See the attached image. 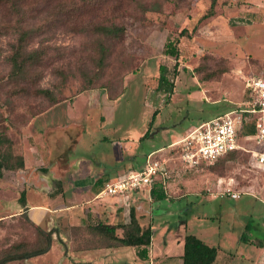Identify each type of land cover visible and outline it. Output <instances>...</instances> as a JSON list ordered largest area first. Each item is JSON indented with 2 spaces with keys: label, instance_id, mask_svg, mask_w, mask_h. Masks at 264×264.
<instances>
[{
  "label": "rangeland",
  "instance_id": "374dc122",
  "mask_svg": "<svg viewBox=\"0 0 264 264\" xmlns=\"http://www.w3.org/2000/svg\"><path fill=\"white\" fill-rule=\"evenodd\" d=\"M212 2L56 0L38 15L0 6V132L12 139L13 153L22 154L31 143L45 145L47 136L53 158L67 162L79 141L71 160H82V176L90 161H103V167L116 168L110 172L115 178L140 170L148 154L166 148L171 178L157 182L155 194L131 193L127 208L128 215L135 207L142 225L152 227L150 253L160 264H182L174 257L183 252L188 233L217 246L222 262L255 264L264 255V186L258 165L240 154L191 169L170 152L173 142L203 121L243 106L251 94L248 78L264 74V0H216L215 14L205 18ZM103 23L123 24L126 32L111 39L88 29ZM30 28L40 31L29 39L28 50H40L43 60L15 76L11 58L21 31ZM168 39L177 44L179 59L165 54ZM161 65L174 82L171 94L159 88ZM241 142L263 148L256 141ZM5 185L0 177V261L15 259L1 264H59L62 255H88L96 264L141 260L132 246L110 254L99 249L103 244L88 226L92 218L78 227L61 223L48 252L25 258L45 238L26 214L3 210L6 204L9 210L16 207L22 192ZM83 186L75 196L68 191L66 200L92 198L88 185ZM52 187L57 188L55 181ZM229 189L240 191L241 198L232 199ZM40 225L47 226V217ZM116 253L120 256H106ZM232 253L236 258L227 261ZM170 255L174 259L166 260Z\"/></svg>",
  "mask_w": 264,
  "mask_h": 264
},
{
  "label": "crops",
  "instance_id": "0c3cea01",
  "mask_svg": "<svg viewBox=\"0 0 264 264\" xmlns=\"http://www.w3.org/2000/svg\"><path fill=\"white\" fill-rule=\"evenodd\" d=\"M79 95H77L76 98ZM250 98L251 95L248 96V99ZM69 126L71 125H68L66 128ZM78 143L79 141L76 146L70 150L71 152L66 157L68 159L67 162H63V158H53V150L47 136L46 142L44 143L45 145H34L36 143H31L27 145V147L25 146L22 151L25 158V168L17 171H7L4 174V178L6 180V190H16V193H18L17 190H24L26 192V206L23 207L19 200H17L16 207L9 210L5 203L6 205L3 207V210L10 212L18 211V214L25 212L30 220L40 227H42L40 222L47 217V226L43 228L46 230H51V228L55 229V233H57V227H61L62 224L68 227H78L85 225L86 221H90L91 218V221L100 219L107 223L126 222L124 218L130 215V212L127 215V208L129 207L128 201H130L129 198L131 194L129 198H127L128 196H99L98 191L100 186L96 183L98 179H105L108 181L115 180L132 169L113 178L110 172L114 171L116 168L109 170L107 166L103 167V161H94V163L90 161L87 173L82 176V170L80 169L82 160H77V162L71 160V155ZM41 167L47 168V171L40 170ZM98 167H100V169ZM52 181L57 183L56 189H53ZM17 182L20 186L16 185ZM83 183L88 185V189L91 191V195H93L92 198L89 200H84L82 198L80 201H76L75 199L67 201L66 196L68 191L71 196L81 193L85 188ZM109 216H111V219H109ZM58 233L61 235L62 231L59 230ZM116 248L118 247L99 249H105L109 252L108 254H110V252ZM116 254L117 255L106 256H110L111 258L120 256L118 253ZM90 255H97V253H90ZM62 256L59 264L64 263L66 260H70L72 264H96V259L89 258L88 255ZM220 257L221 256L218 255V260L222 262ZM174 258H178L183 264L182 255H177ZM174 258L170 255L166 257V260H173ZM234 258H236V255L233 253L227 255V261L233 260ZM160 261L157 255H151L150 253L149 259H141L135 264H160ZM223 263L229 264V262ZM255 264H264V255H258Z\"/></svg>",
  "mask_w": 264,
  "mask_h": 264
},
{
  "label": "trees",
  "instance_id": "16d2710c",
  "mask_svg": "<svg viewBox=\"0 0 264 264\" xmlns=\"http://www.w3.org/2000/svg\"><path fill=\"white\" fill-rule=\"evenodd\" d=\"M56 0H0V6H8L13 9V12L16 14L26 15L34 13L35 15L47 12ZM215 4L216 0H213L209 12H207L204 17L208 18L215 14ZM156 6V5H153ZM145 10H148V7H144ZM25 17V16H23ZM34 17V16H33ZM25 20L22 19L21 22ZM97 34H102L111 39H120L126 32V26L123 24L112 23V24H97L88 28ZM40 29L30 28L24 29L20 33L19 45L15 50L11 60L14 66V75L22 76L25 73L26 68L31 64H39L43 60V53L40 50H28L29 39ZM183 32V31H182ZM105 46L103 45V51H105ZM165 54L179 59V49L177 44L172 39H168L165 43ZM106 56L100 58V64H105ZM178 63H176V68ZM161 73L159 77V88L165 89L170 94L174 91V82H170L167 76L168 67L166 65H161ZM166 86V87H165ZM42 92H48L42 90ZM55 103V102H54ZM246 132H254L253 128L247 129ZM147 135V134H146ZM145 135V136H146ZM144 136V137H145ZM247 154L250 158L249 153H245L242 150L238 149L232 152L225 154L214 164L224 160V159H234L237 155ZM204 165H213L202 163L199 167L191 168L197 169ZM25 168V158L23 154L16 155L13 153V141L9 135L5 132H0V177H3L7 171H17ZM40 170L47 171V168L41 167ZM172 174L170 172L168 180L171 178ZM108 180L98 179L97 183L100 186L98 194L105 187ZM156 189L152 190V193H156ZM161 198H165V193L161 192ZM26 192L23 190L19 197L20 204L26 206ZM26 214L25 212L21 215ZM28 221L36 227L40 234L44 235L45 244L34 251L28 252L24 255L25 258H30L33 256L41 255L49 251L53 243V234L56 232L55 229L50 231L44 230L42 227L34 224L30 218L27 216ZM93 233L97 236L100 242L103 244V248L111 247H123V246H132L137 248V254L143 260L149 259L150 255V246L153 242V230L151 226H144L139 220V217L136 212L135 207L130 209V219L129 222H120V223H107L102 220L92 221L88 225ZM264 246L263 243H261ZM182 260L183 264H224L218 260L219 248L215 245H211L206 242L204 239L200 238L196 234L188 233L184 238V247ZM3 260V259H2ZM1 260V261H2Z\"/></svg>",
  "mask_w": 264,
  "mask_h": 264
},
{
  "label": "built area",
  "instance_id": "2783aa9c",
  "mask_svg": "<svg viewBox=\"0 0 264 264\" xmlns=\"http://www.w3.org/2000/svg\"><path fill=\"white\" fill-rule=\"evenodd\" d=\"M246 88L251 98L243 106L203 121L170 145V152H177L184 166L195 168L202 163L214 164L225 154L240 149L249 153L254 165H258L256 167L264 186V74L249 77ZM249 128H253L254 132H246ZM242 139L256 141L263 148L253 150L243 144ZM164 150L166 148L148 154L146 164L140 170L132 169L108 181L99 196L129 198L131 193L141 190L151 193L159 181L166 183L171 167L170 158L165 156ZM226 194L232 199L242 196L240 191L231 189Z\"/></svg>",
  "mask_w": 264,
  "mask_h": 264
},
{
  "label": "water",
  "instance_id": "95a60500",
  "mask_svg": "<svg viewBox=\"0 0 264 264\" xmlns=\"http://www.w3.org/2000/svg\"><path fill=\"white\" fill-rule=\"evenodd\" d=\"M13 259H15L14 256L8 257L7 259H3L2 261H0V264L4 263L6 260H13Z\"/></svg>",
  "mask_w": 264,
  "mask_h": 264
}]
</instances>
